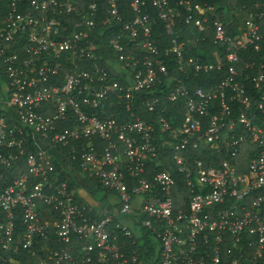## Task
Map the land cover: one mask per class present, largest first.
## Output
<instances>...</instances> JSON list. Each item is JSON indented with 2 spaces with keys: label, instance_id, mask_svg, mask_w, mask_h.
Wrapping results in <instances>:
<instances>
[{
  "label": "built area",
  "instance_id": "built-area-1",
  "mask_svg": "<svg viewBox=\"0 0 264 264\" xmlns=\"http://www.w3.org/2000/svg\"><path fill=\"white\" fill-rule=\"evenodd\" d=\"M4 2L0 181H5L4 170L16 171L0 189L6 215L0 223V264H21V247L41 264H138L139 249L120 242L128 237L142 244L146 232L160 244L157 264H264V60L243 65L241 56L262 48L264 0L240 11L243 22L236 32L215 17L217 7L208 2L152 0L168 34H176L174 19L182 6L186 23L200 32L211 30L221 47L218 62L210 56L203 62L201 56L186 58L183 44L173 37L167 54L177 56L181 72L226 70L215 86L197 87L192 94L179 81L167 96L174 103L186 98V113L176 128L156 95L157 85L170 74L153 38L147 0H130L135 13L130 22L124 21L118 0H106L100 22L121 24L135 49L149 55H128L122 36L112 37L121 80L100 62L99 45L91 38L99 25L97 0H7L3 13ZM84 60L92 66H82ZM247 82L263 91L262 99ZM138 95L155 117L131 113V119L120 121L108 113L115 101L130 111ZM162 134L177 139L167 142L169 159L183 186L174 172L160 169L164 158L157 141ZM31 143L35 151L28 149ZM190 148L210 149L217 157L190 158ZM55 153L117 196L110 201L116 212L100 211L96 199L79 202L71 181L58 172ZM20 208L23 229H17ZM130 214L135 229L118 219ZM51 239L59 247H52Z\"/></svg>",
  "mask_w": 264,
  "mask_h": 264
},
{
  "label": "trees",
  "instance_id": "trees-1",
  "mask_svg": "<svg viewBox=\"0 0 264 264\" xmlns=\"http://www.w3.org/2000/svg\"><path fill=\"white\" fill-rule=\"evenodd\" d=\"M65 1V0H64ZM98 5L100 8V14L98 18L99 25L95 32L92 34L91 38L94 39L99 45L98 49L96 50L98 54L101 56L100 62L108 68L110 73L113 76H116L119 80H121V74L116 72V66L119 64L118 54L115 52L113 47H111L110 40L112 37H117L119 35L122 36L121 42L125 45L126 53L128 55H135L138 58L144 59L145 57L149 56L147 53L143 51H138L133 46L130 40V33L123 30L121 24H114L111 27H108L102 24L100 21L101 18L105 15V6L106 0H97ZM172 4H178L179 0H169ZM191 4L194 6L195 4L204 5L205 2L209 4H213L217 7V13L215 15L219 16L220 19L224 21L228 30L230 32H236L238 25L243 22V13L240 11H250L254 7L255 0H189ZM118 6L120 9V13L123 16L125 22H130L135 19V13L130 6V0H118ZM7 8V0H5L2 8V12L5 13ZM146 12L151 17V24H152V32L153 38L157 41L161 52L162 58L165 63L169 67V77L163 78L162 82L157 85L156 87V95L162 98V107H165V114L169 118V120L173 121V127L176 128L179 126V122L182 117L185 115V102L186 98L180 97L177 102L169 101L167 96L168 94L177 86L179 81L181 80L183 84L187 87L189 92L192 94L197 87H203L205 89L211 88L219 83L226 75V70H215L211 73H195L190 72L189 74H184L180 70V65L178 63L177 56L173 53L167 54V49L172 44L173 37H177L179 42L183 44L184 47V54L186 58L190 56H201L203 62L208 59L210 56L211 59L217 61L215 55H217L221 51V47L214 43L212 31H205L200 32V30L195 27L193 24L186 23V16L187 10L180 7L181 15L174 19V27H175V35H170L167 33L165 28L166 22L159 17L158 10L152 5V0H147V7ZM1 12V13H2ZM2 13V14H3ZM213 16L210 17V22H213ZM238 22H237V21ZM204 37V38H202ZM142 38V33H139V39ZM261 50L255 51L253 48L243 51L241 53L243 59V65L247 62L261 61L264 60V26H263V39L261 41ZM200 50L204 51V54L201 55L199 52ZM82 66L91 67L92 63L84 60L81 62ZM251 72V71H250ZM247 86L252 93H255L257 99H262L263 91H255L254 85L250 82H247ZM141 96H137L135 100V105L132 107L130 111H127V108L123 106L121 103L116 102L113 104L114 106H109L107 108L109 114H113L117 117L120 121H127L131 119V113H135L137 116H140L145 119H150L155 117L152 113L148 111V109L143 106L141 103ZM178 120H175L176 118ZM70 126V125H66ZM161 134V133H160ZM177 142V139H169L167 134H162L160 139H158L159 145H161L162 151V158H164V164L160 165V169H169L174 172L177 176L178 182L183 186L184 180L183 177L177 173V168L173 162L170 161V155L172 153L171 144L167 142ZM33 143V142H32ZM28 146L29 150L35 151V147L33 144ZM169 144V145H168ZM63 153H66V149H63ZM204 158L207 160H212L213 153L210 149L208 150H200V149H191L190 148V158ZM221 157V156H220ZM74 166L78 168L75 164ZM151 172L157 171V168L154 167V163L150 165ZM16 167H13L9 170H4L6 175L5 181H0V189L5 188L11 181L12 177L15 174ZM86 180L88 184V192L92 199H102L109 195L110 191H107L102 188L101 184L98 182L96 178H87ZM107 191V192H105ZM79 202H86V200L78 196ZM117 207L119 208L120 205L118 204ZM106 212H113V210H109L107 206H105ZM99 214V213H98ZM16 222H17V229H23V210L20 208L16 213ZM95 215H97L95 213ZM100 215V214H99ZM6 221V215L0 209V223ZM149 232L142 234L143 243L140 244V240L137 241L136 244H133V238L124 237L122 238L120 244L122 246H128L131 248H137L140 251V264L141 261H146L148 264H157L158 257H155L157 250L149 241L148 236ZM50 244L52 247L57 248L59 244L55 239H51ZM75 251V249H74ZM18 258L17 260L21 262V264H41V259L38 257L33 256L29 253L26 249L22 247L19 249ZM75 253V252H74ZM43 253H40V256H43Z\"/></svg>",
  "mask_w": 264,
  "mask_h": 264
},
{
  "label": "crops",
  "instance_id": "crops-1",
  "mask_svg": "<svg viewBox=\"0 0 264 264\" xmlns=\"http://www.w3.org/2000/svg\"><path fill=\"white\" fill-rule=\"evenodd\" d=\"M53 156L58 172H61L68 177L79 196L83 197L87 201L93 202L88 192V184L86 182L88 179L86 178V175H83V173L76 168L73 163L68 162L61 153H55ZM110 201L109 196H107L102 199L98 198L94 202H96L95 204L97 206L100 205L98 208L100 211H105V206H107L109 210L112 209V203Z\"/></svg>",
  "mask_w": 264,
  "mask_h": 264
},
{
  "label": "rangeland",
  "instance_id": "rangeland-1",
  "mask_svg": "<svg viewBox=\"0 0 264 264\" xmlns=\"http://www.w3.org/2000/svg\"><path fill=\"white\" fill-rule=\"evenodd\" d=\"M118 67L119 66L117 65L116 68H118ZM246 168H248V165L246 166ZM141 198L142 197L140 196V197H137L136 199L137 200H141ZM109 199L110 200H117V196L109 195ZM99 207H100V205H98V208ZM113 212H116V208H113ZM133 217L135 218V216H133L131 214L130 215H119L118 219L123 224L128 225V226H130V227L135 229V223H134ZM149 241L152 243V245L155 247L156 250L160 248V244H159V242L157 241V239L154 236L150 235L149 236ZM140 264H148V263L146 261H141Z\"/></svg>",
  "mask_w": 264,
  "mask_h": 264
}]
</instances>
